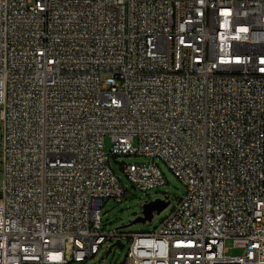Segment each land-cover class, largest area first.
Segmentation results:
<instances>
[{
    "label": "built area",
    "instance_id": "2783aa9c",
    "mask_svg": "<svg viewBox=\"0 0 264 264\" xmlns=\"http://www.w3.org/2000/svg\"><path fill=\"white\" fill-rule=\"evenodd\" d=\"M0 139V264L98 254L117 156L186 189L123 264H264V0H0Z\"/></svg>",
    "mask_w": 264,
    "mask_h": 264
},
{
    "label": "rangeland",
    "instance_id": "374dc122",
    "mask_svg": "<svg viewBox=\"0 0 264 264\" xmlns=\"http://www.w3.org/2000/svg\"><path fill=\"white\" fill-rule=\"evenodd\" d=\"M109 147V140L106 139V151L109 150ZM109 161L113 172L120 179L121 184L126 190L125 196L122 197L119 202L111 199L104 204L101 210L100 231L103 233L113 232L115 237H109L98 254L82 264H123L129 248L130 239L122 235L132 232H152L167 216L176 202L182 198L186 191L185 186L161 163L160 160H156L155 162L158 164L163 174L165 184L147 192L134 190L121 169L122 164H143L148 162L147 158L117 156L110 157ZM1 185L0 161V189ZM164 198H167L169 201L166 208L159 213L153 212L150 221H146L145 223L135 222L137 218L141 217L142 207L145 204L156 199L162 200ZM231 253L238 254L237 251Z\"/></svg>",
    "mask_w": 264,
    "mask_h": 264
},
{
    "label": "water",
    "instance_id": "95a60500",
    "mask_svg": "<svg viewBox=\"0 0 264 264\" xmlns=\"http://www.w3.org/2000/svg\"><path fill=\"white\" fill-rule=\"evenodd\" d=\"M168 204H169V201L166 200V198L162 200L156 199L152 202L145 204L142 207L141 217L137 218L135 222L145 223L146 221H150L152 218L153 212H156V213L161 212L164 208L168 206Z\"/></svg>",
    "mask_w": 264,
    "mask_h": 264
}]
</instances>
